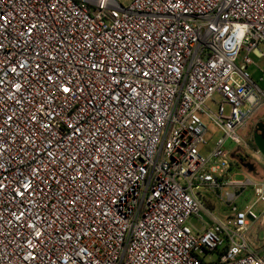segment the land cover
<instances>
[{
  "label": "built area",
  "instance_id": "2783aa9c",
  "mask_svg": "<svg viewBox=\"0 0 264 264\" xmlns=\"http://www.w3.org/2000/svg\"><path fill=\"white\" fill-rule=\"evenodd\" d=\"M252 55L264 0H0V264H264L237 204L264 181L226 148L264 108Z\"/></svg>",
  "mask_w": 264,
  "mask_h": 264
},
{
  "label": "rangeland",
  "instance_id": "374dc122",
  "mask_svg": "<svg viewBox=\"0 0 264 264\" xmlns=\"http://www.w3.org/2000/svg\"><path fill=\"white\" fill-rule=\"evenodd\" d=\"M244 55L245 54H242V56L238 60L239 66L243 65ZM251 57L259 67H257L256 65H252L248 68V72L251 74L252 78L257 81L258 84L264 89V80L261 81V78H264V59H259L254 55H252ZM234 80L237 83H244V78L240 74H235ZM221 101L222 97L216 94L213 99L207 102L206 106L213 113H217L219 110V103ZM229 111L230 107L226 106L225 114H228ZM260 115H263L264 117V108L256 115V117L248 120L246 127L240 129L238 133L245 139L247 137H250L256 120L258 117H260ZM203 119L208 127V132L206 133L204 138L207 144L199 146V150L204 155H209L214 150L218 140L224 137V132L215 125V122L212 119L206 117H204ZM226 148L230 151L231 155L234 156L233 159L237 163H239L240 167L248 176H250L255 181H264V155L258 156L257 154H255L256 150L250 143L248 148H244L243 146L240 148L238 145H236L235 142H233L232 140H228V142H226ZM237 154H240L243 160L237 158ZM200 192L205 197V200L212 202V204L215 206V215L223 220H227L229 209L222 204V201L213 192L206 191L205 188L201 189ZM256 200L257 196L252 190H250L244 197H241L238 200L237 204L242 210L252 208L257 214L263 213L264 206L262 204H256ZM191 223L196 227L197 230H202V225L199 224L196 220H191ZM248 237L256 244L257 248L263 247L264 225H260V222L252 225L248 233ZM217 259L218 255L216 253H211L207 256L206 261H216Z\"/></svg>",
  "mask_w": 264,
  "mask_h": 264
},
{
  "label": "water",
  "instance_id": "95a60500",
  "mask_svg": "<svg viewBox=\"0 0 264 264\" xmlns=\"http://www.w3.org/2000/svg\"><path fill=\"white\" fill-rule=\"evenodd\" d=\"M259 130H261V134L255 132L253 134L254 144L257 149L260 151L261 155H264V123H260L258 125Z\"/></svg>",
  "mask_w": 264,
  "mask_h": 264
},
{
  "label": "crops",
  "instance_id": "0c3cea01",
  "mask_svg": "<svg viewBox=\"0 0 264 264\" xmlns=\"http://www.w3.org/2000/svg\"><path fill=\"white\" fill-rule=\"evenodd\" d=\"M255 117H256V116H255ZM258 122H260V123H264V117H263V115H260V117L257 118L256 123H255V125H254V127H253L252 134H251L250 137H247L246 140H247V142L249 141L248 144L250 143V144L254 147V149L256 150V151H255V154H257L258 156H260V155H261V154H260V151H259V150L257 149V147L255 146V144H254V139H253L254 130H255V128H256ZM258 152H259V154H258ZM237 155H238L237 158H239L240 160H242L241 155H240V154H237ZM232 157H234V156L232 155ZM233 160H234V159H233ZM234 161H235V160H234Z\"/></svg>",
  "mask_w": 264,
  "mask_h": 264
},
{
  "label": "flooded vegetation",
  "instance_id": "af4514ba",
  "mask_svg": "<svg viewBox=\"0 0 264 264\" xmlns=\"http://www.w3.org/2000/svg\"><path fill=\"white\" fill-rule=\"evenodd\" d=\"M260 124V122H258V124H257V126H256V128H255V130H254V133L255 132H258L259 134H261L262 132H261V130H259V128H258V125Z\"/></svg>",
  "mask_w": 264,
  "mask_h": 264
},
{
  "label": "trees",
  "instance_id": "16d2710c",
  "mask_svg": "<svg viewBox=\"0 0 264 264\" xmlns=\"http://www.w3.org/2000/svg\"><path fill=\"white\" fill-rule=\"evenodd\" d=\"M242 160H243V158H242Z\"/></svg>",
  "mask_w": 264,
  "mask_h": 264
}]
</instances>
